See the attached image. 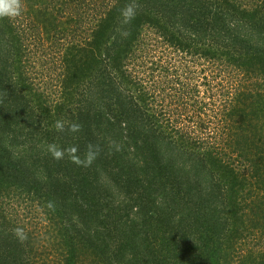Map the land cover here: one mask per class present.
Instances as JSON below:
<instances>
[{
  "label": "trees",
  "instance_id": "16d2710c",
  "mask_svg": "<svg viewBox=\"0 0 264 264\" xmlns=\"http://www.w3.org/2000/svg\"><path fill=\"white\" fill-rule=\"evenodd\" d=\"M54 1L97 8L0 18V264H37L44 229L64 264H264V90L239 89L264 88V0Z\"/></svg>",
  "mask_w": 264,
  "mask_h": 264
},
{
  "label": "rangeland",
  "instance_id": "374dc122",
  "mask_svg": "<svg viewBox=\"0 0 264 264\" xmlns=\"http://www.w3.org/2000/svg\"><path fill=\"white\" fill-rule=\"evenodd\" d=\"M52 1H53V6H52ZM34 2H38V3L40 2V5L39 6L31 5L28 8V12H30V13H27V14H32V15L37 16V18H39L41 21H43L45 23V25L47 23L48 28H49V24L52 27L56 24L54 22L53 18L50 17L49 13H93L94 9L97 8V6H91V10L89 11L88 6L86 5V9L85 8L82 10L80 9L79 12H77V10H76V12H75L74 6L71 7L70 3L66 4V1L60 7L58 4L55 3L54 0H24V4L26 3L27 5L33 4ZM97 2H99V0H97ZM111 2H112V6H114L115 4L118 3V0L117 1L113 0ZM44 4L49 5L52 8L50 10H48ZM94 13H100V11H98V9H97V11ZM103 13H107V12H103ZM67 19H69V20H67ZM63 20H64L63 24H61V25L56 24L57 27L60 26L61 29L70 28V14H67L66 16H64ZM169 24H170V22H169ZM149 29H152V28H149ZM50 30L54 31V28H50ZM54 32H50V34L53 33L52 35H54ZM153 36L154 35L151 32L150 36H148L149 42ZM163 53H165L164 49H162V48L157 49V52H156L157 55H162ZM143 54L145 55L144 51H143ZM210 71L211 70H209L207 73H209ZM40 78H41V80H39V79L36 80V83L38 84V87H40L41 89H44L40 84L43 81L42 77H40ZM245 82L248 84V87H245L246 83H244V81H242V84H240V86H239L240 87L239 89L242 92L243 91H245V92L249 91V92L257 95L258 94L257 91H263L264 90V88L262 86L257 85L258 81L255 79H253V81H245ZM52 95H53V97L56 98V96H54V94H52ZM56 95H57V100L60 101L61 93H58ZM196 99H197V97H195V96L190 99L191 101L188 103L187 114L194 112L193 104L195 103ZM198 107L199 106H194L195 110L198 109ZM184 115H186V113ZM180 119L185 120L182 116ZM182 125L187 126L186 131H189L190 127H192V128L196 127L195 123L187 122L186 120L183 121ZM257 158H258V156H257ZM24 209H25V204L24 205H18V206L13 205L11 207L10 211L11 212L17 211L18 214L21 217H23V215L25 213V211H23ZM38 221H41L42 223H44L46 225L45 227H49L51 229L53 228V224L51 222L46 223L45 221H42L41 219H39ZM44 231H45V229H44ZM44 231L42 230V232H40V231L37 232L38 239L36 241L35 240L33 241V243H34L33 245H35V246H34V248H32L30 250L31 251L30 257H32V258L34 257L36 259L35 263H37V264H64L65 255H63L64 252H63L62 247L59 246V244H58V242L61 240V235H59V238L58 237L56 238V236H54V238H52L50 236V234L49 235L45 234ZM82 260H84V259H81V262H82ZM81 262H79V264H82Z\"/></svg>",
  "mask_w": 264,
  "mask_h": 264
},
{
  "label": "clouds",
  "instance_id": "9594fccd",
  "mask_svg": "<svg viewBox=\"0 0 264 264\" xmlns=\"http://www.w3.org/2000/svg\"><path fill=\"white\" fill-rule=\"evenodd\" d=\"M21 13V0H0V18H8L11 20L20 16ZM121 15L124 18V22L129 23L135 17L134 7L129 5L121 11ZM53 127L59 133H63L66 131L65 121L63 120H56L54 122ZM81 128L82 126L79 123L73 122L67 128V131L70 133H78L81 131ZM47 150L51 154V156L57 161L63 159L67 155L75 163L84 167L91 166L100 152L99 146L91 143L87 145L86 151L83 154V158L75 155L78 152V148L75 146L61 148L57 144L51 143L47 146ZM48 207L51 209L54 207V205L50 202L48 204ZM12 231L14 236L19 240V242L23 243L28 240V235L24 228L17 226Z\"/></svg>",
  "mask_w": 264,
  "mask_h": 264
}]
</instances>
